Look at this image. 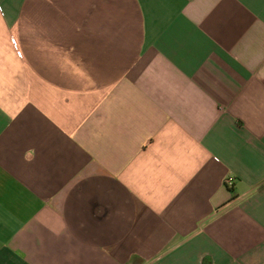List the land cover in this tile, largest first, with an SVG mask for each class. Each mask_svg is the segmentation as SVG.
Here are the masks:
<instances>
[{
	"label": "crops",
	"instance_id": "crops-1",
	"mask_svg": "<svg viewBox=\"0 0 264 264\" xmlns=\"http://www.w3.org/2000/svg\"><path fill=\"white\" fill-rule=\"evenodd\" d=\"M0 264H264V0H0Z\"/></svg>",
	"mask_w": 264,
	"mask_h": 264
},
{
	"label": "built area",
	"instance_id": "built-area-1",
	"mask_svg": "<svg viewBox=\"0 0 264 264\" xmlns=\"http://www.w3.org/2000/svg\"><path fill=\"white\" fill-rule=\"evenodd\" d=\"M226 184H227L228 187H233V185H234V180H233L232 178H230V179H228V180L226 181Z\"/></svg>",
	"mask_w": 264,
	"mask_h": 264
}]
</instances>
